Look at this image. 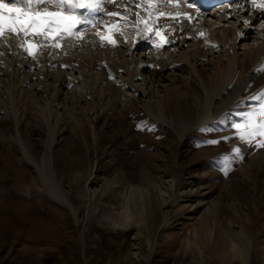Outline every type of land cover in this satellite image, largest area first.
I'll return each instance as SVG.
<instances>
[{
  "label": "rangeland",
  "instance_id": "rangeland-1",
  "mask_svg": "<svg viewBox=\"0 0 264 264\" xmlns=\"http://www.w3.org/2000/svg\"><path fill=\"white\" fill-rule=\"evenodd\" d=\"M242 51L241 78L215 102L218 115L200 125L207 93L224 83L217 60L226 62L227 54L221 49L213 59L198 60L199 74L184 65L188 82L179 76L173 82L171 75L164 87L136 82V95L127 89L128 97L119 84H106L113 75L124 79L120 68L99 63L107 76L97 81L84 61L77 84H85L70 89L78 94L69 95L65 110L59 101L63 119L55 132L39 109L52 90L38 89L39 106L28 103L22 95L32 71L21 68L14 79L4 69L0 264H264V148L241 141L234 127L259 107L251 97L264 89V66L255 67ZM101 85L109 95L97 100ZM225 156L231 158L226 174ZM52 186L76 214L50 195ZM131 196L135 215L127 222Z\"/></svg>",
  "mask_w": 264,
  "mask_h": 264
},
{
  "label": "bare ground",
  "instance_id": "bare-ground-1",
  "mask_svg": "<svg viewBox=\"0 0 264 264\" xmlns=\"http://www.w3.org/2000/svg\"><path fill=\"white\" fill-rule=\"evenodd\" d=\"M5 2L10 3L12 0H5ZM152 2L164 13L175 15L179 12L181 14L188 13L192 16L190 22L184 19L183 16H181L178 21H173L164 17L158 20L157 25L154 27H159L163 31V35L166 38L163 47L157 48L155 46L154 41L159 43V37H156L154 33L143 31V24L136 23V13H140V16L147 18L148 12H154L155 8L149 9L147 0H116L115 3H105L103 5V12H96L93 17H89L90 19L94 18L96 22L95 27L91 24L78 26L76 31H81L83 33L82 36L79 39L75 37L59 39V48L53 46L56 41H45L43 37L33 35L32 43L39 46L35 50V58L25 51V48L30 42L29 37L25 38L22 33L13 34L5 32L3 36H0V81L1 77L7 74L4 69L8 68L12 70L14 72V79L17 76V71L19 72L21 68L25 71L31 70L33 73L28 72L31 75L27 74L28 77L25 76V83L27 86L25 87L27 89L24 88V91H28H26L22 97L26 96V99H28L26 102L29 101L39 106V101L41 100H39L38 89L41 90V88H43L45 91L52 90V94L49 93L50 96H47V100L44 98L46 100L44 101L45 106H40L39 109L41 111L44 110L43 120L51 125L55 132L58 126L57 121L63 116L61 108L65 110L69 106V103L67 104L68 98L72 94L77 93H74V90L70 89L76 88L80 91L81 89L79 88L85 84V80L83 84L81 80L80 83L77 84L78 80L82 77V72L79 70L78 65L82 64L84 61H90L91 68L93 69L92 72H94V74L95 71L97 72V81L103 78L102 76H107L105 72L97 70L99 63L106 64V66L115 70L120 68L122 72L120 73L117 71V73L122 77L124 76V79H121V77L117 78V76L113 75L111 78H107L106 84L108 88H112V84H119L117 88L119 92L125 97H128L127 89H130L132 96L136 95L138 91L134 85L136 82L148 84L149 88L150 86L152 87V85L155 86V83L162 84L164 87V81L168 80V75L174 77L172 80L173 82H175L177 76L188 82L191 74L185 73L186 68L184 65L187 64L188 67H191L190 69L199 74V70L196 66L198 60H201L207 55L210 59H213V53L219 52L221 49L227 54L226 62L221 61V59L220 61L217 60L218 68H220L221 71H225L223 77L224 83L221 88L207 93L208 101L205 104L203 116L200 118L198 124L200 125L210 121L218 115L212 110L215 102L224 97L229 87L234 85L241 78L242 71L240 64L241 61L243 62V56L239 53V49H242L243 54H246L248 58L254 59L256 63L255 67L264 66V26H262L264 25V14H262L260 10L252 8L250 0H218L214 2L211 0H196L192 8L187 7V0H185L179 8L171 5L165 6L163 0H152ZM45 6L48 7L49 11L56 10L55 4L41 5L40 7L43 8ZM112 11L119 12L120 15L126 19L109 17L106 15L107 12ZM78 12L86 15L88 14L86 10L83 9L78 10ZM244 21H248V24H243ZM117 23L120 25V28L118 30L113 29L112 32L113 39L117 41L116 45L108 44L107 41H101L97 33L102 32L107 34L108 27ZM182 27L183 31H181ZM201 32L205 35L200 36L199 33ZM22 44L24 47H21ZM16 68L18 70H16ZM249 74L250 73H248L246 79L242 83L243 88L248 81L247 78ZM41 75H45L47 80H41ZM199 79L200 83H202L205 88L206 85L201 75H199ZM90 82L91 81L88 83ZM94 86H97V84ZM15 89L16 88H14V90ZM82 89L84 90V88ZM98 89L100 88L98 87ZM98 89L96 92L97 94ZM104 89L105 86L102 87L101 85L102 93L97 100L102 99L104 95H109ZM81 92L82 94L85 93V91L84 93L83 91ZM104 92L106 94H104ZM148 93V91L143 90L144 96L148 95ZM44 97L46 96L44 95ZM193 98L199 99V97ZM23 100H25V97ZM60 100L63 101L61 103V105H63L61 108L58 104ZM95 103L98 104L97 101H95ZM16 110L15 113L18 115L19 113H17L18 111ZM72 112L74 113V111ZM187 128L188 126L182 127V131L184 132ZM48 191L50 195L58 201L68 204L76 214L71 201L64 192L53 186L49 188ZM128 202L130 205L126 206L123 212V218L127 222H130L134 219L135 215L132 209V205L135 204V196L128 197Z\"/></svg>",
  "mask_w": 264,
  "mask_h": 264
},
{
  "label": "snow or ice",
  "instance_id": "snow-or-ice-1",
  "mask_svg": "<svg viewBox=\"0 0 264 264\" xmlns=\"http://www.w3.org/2000/svg\"><path fill=\"white\" fill-rule=\"evenodd\" d=\"M116 0H12V2H5L0 0V36H3L5 32L20 34L26 38L29 35L41 36L45 41L53 40L56 43L54 47L59 48V39L65 37H75L79 39L82 36L81 31H76L78 26L91 24L96 26L94 18L90 19L86 14L79 13L78 10H86L87 13L103 12L105 3H115ZM185 0H163L165 6L171 5L179 8ZM148 8L155 11H149L147 18L140 16V13H136L137 24H143V31L154 33L156 37L160 38L159 43H155L157 48L163 47L166 42V38L163 35V31L157 25L158 20L162 17L169 18L173 21H178L181 16L187 19L189 22L192 20V16L188 13H179L175 15L170 13H164L152 2L147 0ZM196 0H187V7L192 8ZM55 4L56 10L49 11L48 7L41 8V5ZM252 8L260 10L264 14V0H250ZM109 17H122L119 12H107ZM243 24H248V21H244ZM264 26V25H262ZM120 25L112 24L108 27L107 34L99 32L101 41H107L108 44L116 45L117 41L113 39V29H119ZM183 31V27L181 28ZM200 36H204L203 32L199 33ZM21 47H24L22 44ZM39 47L31 42L28 43L25 51L30 56L35 58L36 49ZM65 67H67L65 65ZM264 71V69H260ZM253 100L259 101V107L244 114L245 119L243 123H237L234 125L237 130L239 139L245 143L251 145L253 142L260 147L264 148V89L260 90L258 95L251 97ZM211 144H217L219 141L211 140ZM237 156H241V149L236 147L234 149ZM225 174L227 173L228 165H230L231 158L225 156Z\"/></svg>",
  "mask_w": 264,
  "mask_h": 264
}]
</instances>
